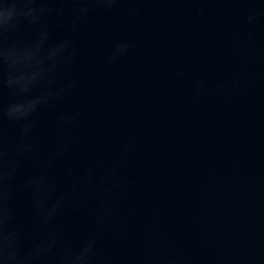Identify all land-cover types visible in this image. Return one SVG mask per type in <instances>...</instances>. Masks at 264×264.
Here are the masks:
<instances>
[{"label": "water", "instance_id": "obj_1", "mask_svg": "<svg viewBox=\"0 0 264 264\" xmlns=\"http://www.w3.org/2000/svg\"><path fill=\"white\" fill-rule=\"evenodd\" d=\"M250 7L243 0H137L94 13L82 25L74 73L79 87L61 105L81 113L72 159L114 154L131 131L141 130L128 169L139 166L136 187L122 205V228L135 234L126 251H135L155 218V237L183 251L190 264H264V58L252 65L256 83L230 103L219 96L197 100L193 93L198 79L215 87L237 73L240 57L232 49L249 31V47L264 49V18L236 36ZM133 8L139 10L134 18ZM125 40L136 46L109 64L113 45ZM178 68L185 75L174 80ZM55 115L38 118L45 151L58 139ZM7 134L14 139L17 131ZM23 200L21 194V223L30 219ZM128 204L136 209L131 219L123 218ZM62 222L73 238L88 227L86 213H69ZM112 247L107 237L102 251Z\"/></svg>", "mask_w": 264, "mask_h": 264}, {"label": "clouds", "instance_id": "obj_2", "mask_svg": "<svg viewBox=\"0 0 264 264\" xmlns=\"http://www.w3.org/2000/svg\"><path fill=\"white\" fill-rule=\"evenodd\" d=\"M125 2L137 0H0V264H190L183 251L155 237V218L144 228L135 251H126L135 234L122 228V205L135 190L140 171L139 166L128 170L140 129L131 131L114 154L83 163L72 159L80 139L72 133L81 113L61 105L72 100L79 87L74 73L82 25L94 13H112ZM243 2L253 7L240 21L237 38L243 27L251 29L264 18V0ZM196 12L203 16L206 9ZM138 14V9L130 10L131 17ZM253 38L249 31L233 47L240 63L232 78L215 87L207 78L194 82L197 100L219 96L230 103L256 83L252 65L264 58V49L249 47ZM135 46L131 40L117 42L108 63H118ZM184 75L178 68L173 79ZM42 112L56 114L52 129L58 139L49 151L38 135ZM8 128L16 129L14 139ZM21 194L30 212L24 223L19 220ZM69 213L87 215V230L75 238L62 222ZM135 214L131 204L123 209L125 219ZM107 237L113 247L102 251Z\"/></svg>", "mask_w": 264, "mask_h": 264}]
</instances>
